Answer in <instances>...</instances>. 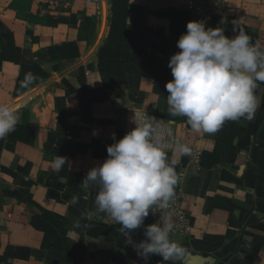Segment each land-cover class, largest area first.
Segmentation results:
<instances>
[{"label": "crops", "instance_id": "crops-1", "mask_svg": "<svg viewBox=\"0 0 264 264\" xmlns=\"http://www.w3.org/2000/svg\"><path fill=\"white\" fill-rule=\"evenodd\" d=\"M132 10L127 22L140 16L152 29L149 51L166 66L170 56L179 51L176 41L180 35L170 30L169 20L158 13L164 10L187 12V0H129ZM223 16L215 17L206 27H223L231 38L243 30L264 51V0H225ZM66 19L54 26L49 18ZM109 0H0V21L22 50L25 60L39 63L48 77L24 92H16L19 66L4 62L0 67V104H6L19 115L16 125L31 129V142H18L12 149L0 150V256L7 247H24L37 252L41 248L42 233L30 224L32 215H47L60 222L68 208L74 207L88 221L118 226L107 216L96 212L91 189L72 190L64 180L51 178L56 172L55 162L44 152L48 131L56 125L55 100L63 99L69 126L79 128L75 141L98 145L101 156L93 150L69 158L68 169L87 172L107 158L106 146L111 145L112 133L119 140L124 136L126 111H147L161 116L163 101L154 93V81L142 78L138 91L141 103L132 102V90L123 86L110 100L94 103L89 108L81 99L83 80L90 90L101 86L96 69L97 51L109 31ZM224 18L226 23L219 21ZM236 29V31H234ZM75 43L78 57L47 61L48 48ZM258 98L253 118L226 121L214 134L196 133L184 117L173 121L172 142L187 145L188 154L168 152L175 160L177 184L174 195L181 192V207L189 220L185 235H173L171 240L182 244L190 257L208 259L211 264H264V183L259 179V168L264 149V83L255 89ZM119 101V102H118ZM162 117V116H161ZM95 132V135L93 134ZM193 150L203 155V168L190 166ZM208 154L213 155L209 157ZM9 170L17 177L15 180ZM233 178V181L230 180ZM31 182L28 193L22 192L19 181ZM73 196L78 203L71 205ZM144 225H150L148 217ZM72 250L79 253L85 247L80 264H116L99 252V241L85 236L83 242L76 233H70ZM131 244L144 239L143 226L131 233ZM125 264H166L158 255L147 261L127 253ZM34 256L12 264H42ZM171 264V262H170Z\"/></svg>", "mask_w": 264, "mask_h": 264}, {"label": "clouds", "instance_id": "clouds-1", "mask_svg": "<svg viewBox=\"0 0 264 264\" xmlns=\"http://www.w3.org/2000/svg\"><path fill=\"white\" fill-rule=\"evenodd\" d=\"M219 23L226 21L222 18ZM176 48L179 51L167 64L172 80L164 85L171 116L184 117L192 131L206 134L216 133L226 121L253 118L259 106L255 89L264 83V51L246 32L238 30L229 38L223 27L189 21ZM32 79L29 74L22 83L26 86ZM18 121L10 106L0 104V139L14 131ZM130 123L134 127L119 140L112 133L107 158L91 168L80 185L96 190V212L119 224L128 244L134 243L131 233L143 226L144 239L134 244L138 256L147 261L158 255L166 264H183L188 250L170 239L171 213L165 212L151 225L145 226L144 220L154 207L169 209L174 198L176 161L168 152L184 155L190 149L170 141L173 121L165 123L144 111L134 114ZM65 164V157L56 156L57 170ZM77 203L73 196L70 204Z\"/></svg>", "mask_w": 264, "mask_h": 264}, {"label": "trees", "instance_id": "trees-1", "mask_svg": "<svg viewBox=\"0 0 264 264\" xmlns=\"http://www.w3.org/2000/svg\"><path fill=\"white\" fill-rule=\"evenodd\" d=\"M110 18L108 34L97 51L96 69L101 78V86L96 90H90L83 80L81 99L86 107L94 103H102L110 100L115 92L121 91L123 86H129L132 90L128 97L134 103H141L143 95L137 90L142 78L154 81V93L163 101L162 118L178 120L168 113L166 92L164 85L172 80L170 69L160 62L148 49V42L152 37V29L148 27L140 16L133 23H128L127 18L132 10L129 0H109ZM169 20L170 30L181 35L186 31V24L190 21L188 12L179 10H164L158 13ZM67 22L66 19L49 18V24L54 26ZM47 61L75 59L78 57V49L75 43H66L60 46H52L45 54ZM4 62H11L19 66V74L16 82V92H24L45 80L48 74L41 65L31 59L25 60L22 50L16 46L12 33L4 27L0 21V67ZM32 80L26 86L22 83L27 75ZM56 125L48 131L44 144V152L55 162L56 156L65 157L67 164L56 170L51 176L54 180H64L68 188L78 190L86 176L83 172H72L68 169V160L76 155L85 154L93 150L94 157H100L101 152L97 144H81L75 141L79 128L69 126L67 113L63 99L55 100ZM31 129L22 124L16 125L15 130L5 138L0 139V150L12 149L18 142H31ZM264 149V143H258ZM209 157L213 155L208 154ZM203 155H201L200 169L203 168ZM196 170L195 168H193ZM15 180L16 175L9 170ZM259 179L264 183V154L259 168ZM233 181V178H230ZM18 186L22 192L28 193L31 182L21 179ZM91 189L90 200L94 204L96 190ZM78 222V226H77ZM31 226L42 233V243L39 251L34 252L24 247H7L0 256V264H12L13 261H26L34 256L42 264H80L85 257V247L79 253L72 250L70 233L80 236L81 242L85 236L93 237L99 241V252L108 261L116 264H125L124 256L127 253L136 254L135 248L127 243L125 236L118 226H110L101 222H91L76 208L69 207L65 217L56 222L47 215H32Z\"/></svg>", "mask_w": 264, "mask_h": 264}, {"label": "built area", "instance_id": "built-area-1", "mask_svg": "<svg viewBox=\"0 0 264 264\" xmlns=\"http://www.w3.org/2000/svg\"><path fill=\"white\" fill-rule=\"evenodd\" d=\"M226 10L225 0H187V12L190 17V21H206V25L210 23L215 17L223 16ZM134 114H143V111L134 110L126 111L124 117V134L130 131L134 124L130 123L131 118ZM148 115L156 117L158 120H162L167 123L165 119L161 116L155 114ZM169 139H172V133L170 132ZM201 153L199 151L193 150L190 155V166L196 170L200 169ZM182 193L178 192L174 195L173 200L170 202V207L167 210H160L156 207L152 209L148 218L150 220V225L156 223L159 216H163L165 212L171 213V220L174 224V228L170 233V237L173 235H185L189 229V220L181 207Z\"/></svg>", "mask_w": 264, "mask_h": 264}, {"label": "water", "instance_id": "water-1", "mask_svg": "<svg viewBox=\"0 0 264 264\" xmlns=\"http://www.w3.org/2000/svg\"><path fill=\"white\" fill-rule=\"evenodd\" d=\"M184 264H211V261L208 259H200L196 257H190L186 260Z\"/></svg>", "mask_w": 264, "mask_h": 264}]
</instances>
